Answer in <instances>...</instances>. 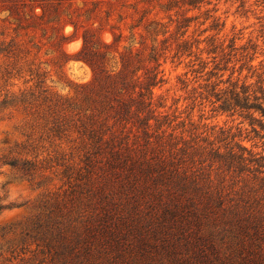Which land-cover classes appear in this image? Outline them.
I'll list each match as a JSON object with an SVG mask.
<instances>
[{
  "label": "trees",
  "instance_id": "trees-1",
  "mask_svg": "<svg viewBox=\"0 0 264 264\" xmlns=\"http://www.w3.org/2000/svg\"><path fill=\"white\" fill-rule=\"evenodd\" d=\"M152 1L135 0L129 7L136 9L141 2L153 6ZM211 1L159 3L165 10L187 7L178 22L181 42L175 56H191L202 42L208 48L201 51L216 54L220 49L226 56L215 36L202 41L188 36L194 17L187 12ZM0 5L8 13L1 20L2 35L9 26L15 33L2 41L0 52L19 63L37 49L33 61L26 60L25 83L32 85L18 91L0 86V120L9 112H29L55 139L77 134L67 153L54 149L46 154L28 151L25 158L0 157V167L9 165L29 181L40 179L38 187L46 182L47 171H60L65 188L48 194L40 205L37 235L27 232L41 242L52 264H264V78L260 85L229 79L223 89L207 83L206 93L191 96L184 109L180 99L168 106L165 95L155 93L166 82L157 39L147 55L133 44L121 52L114 45L123 33L116 34L111 24L114 41L104 43L100 22L96 42L92 30H85L77 53L92 68L94 79L79 85L75 97L64 96L48 85L42 62L34 68L40 46L29 31L42 24L60 30L63 16L77 28L80 18L74 20L73 12L80 7L71 11L72 0H0ZM158 25L152 21L146 31L168 33ZM237 39L228 46L231 52L246 51ZM65 41L61 35L54 44L68 62ZM252 49V55H242L248 63L257 46ZM201 62L202 72L208 63ZM4 75L13 77L11 71ZM15 77H22L21 69ZM199 97L215 111L238 116L239 131L221 128L217 136L209 135L208 124L193 118ZM12 207L0 199V214Z\"/></svg>",
  "mask_w": 264,
  "mask_h": 264
},
{
  "label": "rangeland",
  "instance_id": "rangeland-1",
  "mask_svg": "<svg viewBox=\"0 0 264 264\" xmlns=\"http://www.w3.org/2000/svg\"><path fill=\"white\" fill-rule=\"evenodd\" d=\"M73 9L80 7V10L73 12L74 20L79 19L77 28L63 16L58 29H53L49 24L39 25L35 31H29L34 36V42L39 44L40 52L36 65L42 62L41 67L49 72L48 85L52 86L58 93L75 97L79 85L90 83L94 79L92 68L83 61L77 59V53L81 50L85 30L90 29L92 39L96 42V27L103 22V29L100 31L104 43L110 44L114 41L111 24L116 25L113 31L116 34L123 33L121 42L114 45V48L123 51L125 47L133 44L134 49L142 51L145 55L150 52L154 44L160 49L162 69L166 82L155 88L157 95L162 94L167 98L168 106L180 99L179 106L184 109L191 103V96L198 97L201 92H206V84H219L218 89L229 86L231 81L240 80L260 85V75L264 72V0H212L210 4H204L200 9H192L187 12L188 16L194 17L188 30L189 39L204 40L206 37L215 36L216 43L225 48L226 56L218 49L216 54H209L206 42H202L200 49L193 48V54L185 52L182 56H175L177 45L181 42L177 37L178 22L185 14L187 7L171 10L162 9L159 5H166L169 0H153L152 5L141 2L136 9L129 7L135 0H72ZM98 4L97 8L96 5ZM126 4L128 7H122ZM152 9L145 13V10ZM110 11L111 16L107 17L106 12ZM41 13V9H37ZM119 13H122L121 20ZM81 14V15H79ZM8 13L2 11L0 5V46L2 41H9L15 35L8 24L6 34L2 35L1 21ZM143 20L141 21V19ZM152 21L159 22L158 29L168 30V33L158 36L149 34L146 26ZM139 24V26H136ZM153 24L152 26H155ZM222 29V30H221ZM205 31V32H203ZM66 37L63 50L70 60L65 62L59 51L56 50L55 40L60 36ZM49 36H52L49 39ZM237 39L238 48L231 52L228 47L231 40ZM21 38L29 39L27 36ZM168 38L167 42H163ZM251 40V42H250ZM253 45L257 46V52L252 63H248L242 55L245 52L253 54ZM29 58L16 62L0 52V86L10 90L18 91L32 83H25L29 79V66L26 60L33 61L34 53ZM49 52L48 54H46ZM231 53V55H228ZM216 56V57H215ZM197 57H200L198 59ZM225 57V58H224ZM207 62V67L202 70V62ZM220 63L219 67L216 65ZM250 64L254 68H250ZM22 70V77H15V74ZM11 71L12 78L4 74ZM196 90H195V89ZM211 88V87H210ZM199 97L193 111V118L197 123L208 124L209 135L215 137L221 128H231L232 133H237L241 119L238 116H229L214 110L209 101L201 104ZM245 136V134L243 135ZM77 134L69 132L63 139H55L48 133V128L43 121L29 112L14 111L5 115L0 120V157L25 158L28 151L46 154L54 149L63 150L66 153L75 146ZM248 146L252 143L245 141ZM258 151H262L261 144H258ZM47 171L46 182L42 187L37 186V181H29L9 165L0 167V199L4 203H11V209L4 210L0 214V264H52L50 254L47 253L38 239L32 236L37 235V220L40 215V205L48 198V194L55 193L63 186L60 171ZM62 188H65L62 187ZM27 232L32 233L30 237ZM46 251V252H44Z\"/></svg>",
  "mask_w": 264,
  "mask_h": 264
}]
</instances>
